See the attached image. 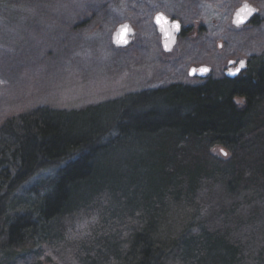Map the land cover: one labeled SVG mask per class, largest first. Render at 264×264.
Returning a JSON list of instances; mask_svg holds the SVG:
<instances>
[{
  "label": "trees",
  "instance_id": "1",
  "mask_svg": "<svg viewBox=\"0 0 264 264\" xmlns=\"http://www.w3.org/2000/svg\"><path fill=\"white\" fill-rule=\"evenodd\" d=\"M52 1L0 0V34ZM130 96L2 118L0 264H264V52Z\"/></svg>",
  "mask_w": 264,
  "mask_h": 264
},
{
  "label": "rangeland",
  "instance_id": "2",
  "mask_svg": "<svg viewBox=\"0 0 264 264\" xmlns=\"http://www.w3.org/2000/svg\"><path fill=\"white\" fill-rule=\"evenodd\" d=\"M244 1L258 9L256 21L235 28L232 14ZM43 8L44 15L0 34V122L37 102L68 110L98 103L84 112L105 122L118 98L174 81L197 83L190 66L209 65L211 76H221L229 60L264 52V0H53ZM158 11L185 29L170 53L152 23ZM124 21L134 37L116 48L111 35Z\"/></svg>",
  "mask_w": 264,
  "mask_h": 264
},
{
  "label": "water",
  "instance_id": "3",
  "mask_svg": "<svg viewBox=\"0 0 264 264\" xmlns=\"http://www.w3.org/2000/svg\"><path fill=\"white\" fill-rule=\"evenodd\" d=\"M245 6H247V10L245 9ZM257 13L258 9L254 5L244 1L233 12L231 24L235 27L245 26L256 16ZM158 17L162 18L159 22L157 19ZM152 23L160 36L162 50L165 53H170L182 33L183 25L179 20L172 19L161 11H158L153 15ZM134 33L135 31L130 22L124 21L119 23L111 35V43L116 48H125L132 42ZM233 62L234 60H229L227 66L231 65ZM203 69H207V71H202ZM210 71L211 67L209 65L202 64L198 66H190L187 74L190 77L205 79L210 74ZM227 77H229L228 74Z\"/></svg>",
  "mask_w": 264,
  "mask_h": 264
},
{
  "label": "flooded vegetation",
  "instance_id": "4",
  "mask_svg": "<svg viewBox=\"0 0 264 264\" xmlns=\"http://www.w3.org/2000/svg\"><path fill=\"white\" fill-rule=\"evenodd\" d=\"M257 14H256V16H257ZM256 16L248 24H251L255 20ZM248 24H246V25H248ZM235 28H241V27H235ZM180 36H181V34H180ZM247 68H248V60H244V59L234 60V62L231 65H229V66L226 65V68L223 70L222 75L227 77V74H228L229 75L228 78H235V77H238L240 75L245 74ZM211 74H212V69H211L208 77L211 76ZM195 78L199 81L204 80V79H201L198 77H195Z\"/></svg>",
  "mask_w": 264,
  "mask_h": 264
},
{
  "label": "snow or ice",
  "instance_id": "5",
  "mask_svg": "<svg viewBox=\"0 0 264 264\" xmlns=\"http://www.w3.org/2000/svg\"><path fill=\"white\" fill-rule=\"evenodd\" d=\"M245 9L247 10V6H245ZM157 19H158V22H159V20L162 19V18H161V17H158ZM125 27H126V26H125ZM177 27H178V26H177ZM202 71H207V69H203Z\"/></svg>",
  "mask_w": 264,
  "mask_h": 264
}]
</instances>
